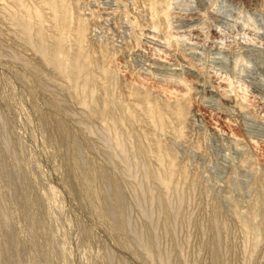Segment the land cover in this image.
Returning a JSON list of instances; mask_svg holds the SVG:
<instances>
[{"label":"rangeland","instance_id":"1","mask_svg":"<svg viewBox=\"0 0 264 264\" xmlns=\"http://www.w3.org/2000/svg\"><path fill=\"white\" fill-rule=\"evenodd\" d=\"M12 1L0 0V264H264V0H67L66 62L81 45L87 105L27 44ZM40 2L23 4L51 44Z\"/></svg>","mask_w":264,"mask_h":264},{"label":"bare ground","instance_id":"2","mask_svg":"<svg viewBox=\"0 0 264 264\" xmlns=\"http://www.w3.org/2000/svg\"><path fill=\"white\" fill-rule=\"evenodd\" d=\"M16 1H18L17 3L21 4L22 16H20L21 14L18 15V13H17V15L14 16V20H15L16 24L18 25V27H20L21 30L24 32V34H25L24 36L27 40V44L32 46L41 55V57H43L44 60L47 61L48 64H51L54 67V69H56V71H58L63 76L67 77L71 81V84H74V86L75 85L77 86L80 84L81 89H80V87L78 89H80L82 91L84 98L86 97L87 94H89L88 96H90L91 93L93 92V90L91 88V80H90L91 78L87 75V72H86L87 67H88V59L85 56L81 45H80L79 50H77L78 52L75 54V56L74 57L72 56L73 59L70 61V64L67 63L69 61L66 62V60H67L66 56L69 53V52H67V50H68L67 47H65L67 44L66 43V40H67L66 30H67V28H69L70 21H71L70 18L68 17V11H70V10H68L67 0H41L42 3H44L45 5H48L50 7V9L52 10V12H53L52 15L54 17L53 18L54 24H55V27L57 28V30L59 32V34L57 35L58 37H56V38L54 37L55 39L51 44L48 43L49 38L47 39V36L45 34V30L42 27L38 28L37 31H34V28H33L34 17L40 16L38 10H32L31 8L26 7L27 5L25 4L26 5L25 6L23 4L24 0H16ZM19 12H20V9H19ZM37 19H39V18H37ZM85 34H86L85 24L81 23L77 29V36H78V40H79L78 42L80 44L82 43L83 39L85 38ZM143 99L145 101L146 100L149 101L148 94L143 95ZM83 100H84L83 103H85L87 105V103H88L87 99L85 98ZM147 104H148V102H147ZM149 104H151V103H149ZM175 106H176V108L171 109L172 110L171 114H174L176 117L181 118V119L184 118V116H186V115H185L183 108L181 107L182 105L178 106V107H177V105H175ZM147 108H148L147 111H145V112H147V114L145 113V116L148 115L153 120V122L156 123L157 119L155 117L154 109L151 107H147ZM112 142H111V144H112ZM129 159H131V158L129 157ZM161 159L162 158H160L159 160L161 161ZM173 166H174L173 161H171L167 175L165 174V176L163 178H161L162 179V185L166 189L170 188V186H171V177H172ZM161 179H160V181H161Z\"/></svg>","mask_w":264,"mask_h":264}]
</instances>
